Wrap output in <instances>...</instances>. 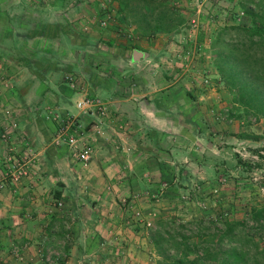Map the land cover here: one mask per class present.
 <instances>
[{
    "label": "crops",
    "instance_id": "obj_1",
    "mask_svg": "<svg viewBox=\"0 0 264 264\" xmlns=\"http://www.w3.org/2000/svg\"><path fill=\"white\" fill-rule=\"evenodd\" d=\"M26 32L33 57L27 64L16 60L13 74L3 72L9 85L0 89V127L11 121L17 127L0 139V156L3 141L26 139L36 161L19 183L0 188V264H156L149 226L164 212L186 220L221 207L224 173L236 176L243 145L260 139L234 128L251 118L237 116L214 71L213 87H197L186 68L178 76L162 71L159 40L136 39L124 47L128 56L109 57L105 76L92 72L89 84L78 77L70 86L62 80L66 63L47 56L46 31ZM133 51L141 56L132 60ZM85 95L103 100L115 124L101 125L82 166L65 147L50 145L55 123L39 111L80 118L74 101ZM84 116L87 123L94 119ZM189 196L200 212L184 215L177 206Z\"/></svg>",
    "mask_w": 264,
    "mask_h": 264
},
{
    "label": "rangeland",
    "instance_id": "obj_2",
    "mask_svg": "<svg viewBox=\"0 0 264 264\" xmlns=\"http://www.w3.org/2000/svg\"><path fill=\"white\" fill-rule=\"evenodd\" d=\"M159 1H165V7L171 11L172 16L174 15L176 21L174 27L168 33L158 31L141 35L134 30L133 17H125L119 13L117 3L113 0H0V40H2L0 41V89H8V76L4 74L10 73V69L12 74L17 70L16 60L20 59L19 61L27 64L33 57V48L31 47V50L26 47L29 45L24 41L28 40L26 31L38 29L41 34L46 31L49 35L50 40L46 47L50 53L47 56L59 66H65L64 63H66L67 70L62 80L67 83L72 80L73 86L78 77L89 84L92 72H99L105 76L103 72L107 71L106 61L109 57L119 54L128 56V51L124 47L145 36L159 40L160 43L163 42L161 45L163 52L159 53L162 56L160 67L162 71H172V74L175 73L178 76L186 68L189 71V77H196L197 87L203 83L215 86L211 78L212 56L208 45L219 27L242 22V13L233 3L235 0ZM101 21L104 24H101ZM191 21H194V26ZM168 41L171 43L166 44ZM35 48L39 49L41 46L38 45ZM3 66L6 71L2 70ZM216 84L223 88L220 82ZM223 90L226 97H229L226 90L224 88ZM39 112L43 120L55 123L50 138L59 120L52 119L54 114L73 117L74 122L81 125L87 123L86 116H84L87 114H81L82 117L79 118L78 114L73 116L66 112H53L47 108ZM250 120L244 125L234 126L235 129L241 126L242 129H250L251 133L259 136L260 139L255 143L243 145L246 151L241 149V154L245 156L241 161H248L249 166L244 165L243 170L236 173V176L230 174L227 177L229 179L222 186L225 193L221 197L223 202L221 209H226L224 210L227 211L225 216L228 218L248 217L249 207L264 204V120H251V122ZM3 130L0 127V133ZM11 131L7 130V137ZM0 139L5 140L1 136ZM3 143L5 150L10 146L16 153L27 148L32 150L34 147L29 145L26 139L19 143H12L7 139V142L3 141ZM231 153L234 152L231 151ZM235 154L238 155L236 152ZM197 195V193L194 194V201L197 200ZM191 199V196L185 197L184 201L187 203H179L180 200H176L180 204V207L177 206L178 212L192 215V212L187 210H194V208L195 211L200 212L197 209V203L191 202ZM213 202H215L214 199ZM216 204L213 208H216ZM228 204H232L234 208ZM207 207L201 208V211L206 210ZM218 210H207V213L214 214ZM172 214L164 212L159 216L163 219H171L169 216Z\"/></svg>",
    "mask_w": 264,
    "mask_h": 264
},
{
    "label": "trees",
    "instance_id": "obj_3",
    "mask_svg": "<svg viewBox=\"0 0 264 264\" xmlns=\"http://www.w3.org/2000/svg\"><path fill=\"white\" fill-rule=\"evenodd\" d=\"M113 1L119 13L133 17L134 30L141 35L168 33L176 23L165 1ZM233 3L242 22L223 25L213 35L208 45L211 66L237 116L264 120V0ZM238 162L240 173L249 162ZM217 209L187 220L159 217L151 224L156 264H264V204L252 205L249 216L238 219L226 217L220 206Z\"/></svg>",
    "mask_w": 264,
    "mask_h": 264
},
{
    "label": "built area",
    "instance_id": "obj_4",
    "mask_svg": "<svg viewBox=\"0 0 264 264\" xmlns=\"http://www.w3.org/2000/svg\"><path fill=\"white\" fill-rule=\"evenodd\" d=\"M191 22L194 26V21ZM100 23L104 24L103 21ZM69 84L73 86L72 80H70ZM74 107L79 113L92 115L94 119L85 125H81L74 122L73 117L60 116L53 113L52 119L55 120L57 118L59 120L50 138V144L54 147H65L72 159L82 166H86L93 154L94 143L102 133L101 125L107 123L110 127H113L115 121L110 115L107 104L98 97L81 96L74 101ZM3 114L7 118L8 115L10 116V110L4 108ZM251 120L254 121L255 119L251 118ZM8 124L7 126L3 124L4 130L0 133V136L4 139L7 138V130L17 127L15 121L8 122ZM117 128H120L119 124H117ZM35 161V154L30 148L16 153L12 147L8 146L0 156V188L6 184L19 183L22 178L28 176L29 169L34 165ZM213 191L216 192V189H213ZM136 216H138V213H136ZM145 224L149 225V222Z\"/></svg>",
    "mask_w": 264,
    "mask_h": 264
},
{
    "label": "water",
    "instance_id": "obj_5",
    "mask_svg": "<svg viewBox=\"0 0 264 264\" xmlns=\"http://www.w3.org/2000/svg\"><path fill=\"white\" fill-rule=\"evenodd\" d=\"M141 56L140 51H133L132 53V60L138 59Z\"/></svg>",
    "mask_w": 264,
    "mask_h": 264
}]
</instances>
